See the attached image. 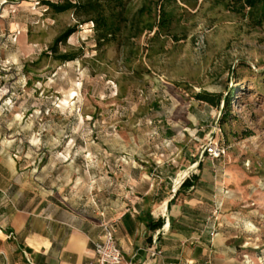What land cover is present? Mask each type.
Wrapping results in <instances>:
<instances>
[{"label":"rangeland","instance_id":"rangeland-1","mask_svg":"<svg viewBox=\"0 0 264 264\" xmlns=\"http://www.w3.org/2000/svg\"><path fill=\"white\" fill-rule=\"evenodd\" d=\"M43 1L0 0L1 200L35 207L49 196L101 219L200 174L210 262L225 228L237 237L214 264H264V22L225 0H124L126 27L152 31L99 47L94 24H80L59 46L78 57L60 62L48 47L77 18ZM202 90L235 91L221 126L222 101H197ZM210 142L224 155L204 154Z\"/></svg>","mask_w":264,"mask_h":264},{"label":"crops","instance_id":"crops-1","mask_svg":"<svg viewBox=\"0 0 264 264\" xmlns=\"http://www.w3.org/2000/svg\"><path fill=\"white\" fill-rule=\"evenodd\" d=\"M201 184L199 178L172 204L180 185L153 205L144 194L126 203L120 212L105 211L104 219L113 223L123 264H214L218 257L225 258L226 239L236 238V230L226 238L225 228L218 229L210 262L209 231L201 206L207 196L200 191ZM189 193L193 198L177 201ZM83 207L47 196L35 207L21 208L4 203L0 194V264H96L92 242L101 236L100 219L87 214L90 204ZM148 214L153 221L161 218L162 227L148 229ZM154 240L161 253L151 256Z\"/></svg>","mask_w":264,"mask_h":264},{"label":"trees","instance_id":"trees-1","mask_svg":"<svg viewBox=\"0 0 264 264\" xmlns=\"http://www.w3.org/2000/svg\"><path fill=\"white\" fill-rule=\"evenodd\" d=\"M186 3L187 0H180ZM45 4L53 14H60L71 11L77 18L76 25L68 27L57 35L48 47L49 53L60 62H67L74 60L78 57V54L71 51L60 52L59 46L66 45L67 39L76 31V27L80 24L92 22L95 27V42L96 45L101 47L109 44L112 41L122 39L121 35L126 32L125 40L138 37L144 30L152 31L154 24L149 22L143 28H138V21H129V27L127 28V9L125 7L124 0H44ZM225 4L231 9H247L250 18L254 23L261 24L264 22V0H225ZM161 8V7H160ZM142 8L139 13H141ZM158 27L161 30H167L171 21V15L164 8L159 10L158 15ZM125 31V32H124ZM44 55H47L45 53ZM235 91L227 93L223 97L221 92H208L202 90L196 93L195 99L199 102L207 103L210 106L218 108L220 102L223 103L224 112L219 118V124L225 122L229 115L231 102L234 99ZM206 154V152H204ZM195 160L193 161V163ZM202 167V162L197 163V168ZM200 178V174H194L188 176L180 184L175 195L171 199V204L175 201L180 193H184L191 187H194ZM163 221L159 218L156 221L151 220V215H147L146 225L148 229H157L162 227Z\"/></svg>","mask_w":264,"mask_h":264},{"label":"built area","instance_id":"built-area-1","mask_svg":"<svg viewBox=\"0 0 264 264\" xmlns=\"http://www.w3.org/2000/svg\"><path fill=\"white\" fill-rule=\"evenodd\" d=\"M204 152L211 158H218L224 155L225 149L216 143L210 142L205 145ZM99 221L101 236L97 241L92 242L96 264H123V256L114 242V226L103 218ZM161 252L156 240L152 241L151 256L159 255Z\"/></svg>","mask_w":264,"mask_h":264},{"label":"bare ground","instance_id":"bare-ground-1","mask_svg":"<svg viewBox=\"0 0 264 264\" xmlns=\"http://www.w3.org/2000/svg\"><path fill=\"white\" fill-rule=\"evenodd\" d=\"M185 178H186V176H182L181 177V179L179 180L180 181V183H182L183 182V180H185ZM179 183V182H178ZM165 208V207H164Z\"/></svg>","mask_w":264,"mask_h":264}]
</instances>
